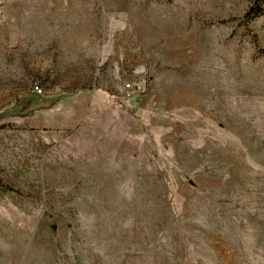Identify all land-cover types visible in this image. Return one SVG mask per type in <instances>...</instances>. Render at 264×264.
<instances>
[{"label":"rangeland","instance_id":"rangeland-1","mask_svg":"<svg viewBox=\"0 0 264 264\" xmlns=\"http://www.w3.org/2000/svg\"><path fill=\"white\" fill-rule=\"evenodd\" d=\"M254 2L0 0V264H264Z\"/></svg>","mask_w":264,"mask_h":264},{"label":"trees","instance_id":"trees-1","mask_svg":"<svg viewBox=\"0 0 264 264\" xmlns=\"http://www.w3.org/2000/svg\"><path fill=\"white\" fill-rule=\"evenodd\" d=\"M255 5L249 9L248 15L252 17L259 16L261 14H264V0H255ZM22 101H19L18 108H23L21 103Z\"/></svg>","mask_w":264,"mask_h":264},{"label":"built area","instance_id":"built-area-1","mask_svg":"<svg viewBox=\"0 0 264 264\" xmlns=\"http://www.w3.org/2000/svg\"><path fill=\"white\" fill-rule=\"evenodd\" d=\"M35 88H36V90H37L38 92H41V91H42V89H41L39 86H36Z\"/></svg>","mask_w":264,"mask_h":264}]
</instances>
